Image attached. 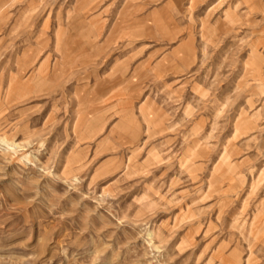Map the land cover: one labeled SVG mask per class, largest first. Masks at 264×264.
<instances>
[{
	"label": "rangeland",
	"instance_id": "374dc122",
	"mask_svg": "<svg viewBox=\"0 0 264 264\" xmlns=\"http://www.w3.org/2000/svg\"><path fill=\"white\" fill-rule=\"evenodd\" d=\"M0 264H264V0H0Z\"/></svg>",
	"mask_w": 264,
	"mask_h": 264
}]
</instances>
